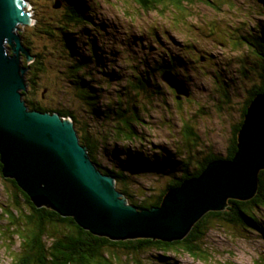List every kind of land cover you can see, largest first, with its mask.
I'll list each match as a JSON object with an SVG mask.
<instances>
[{"label":"trees","instance_id":"obj_1","mask_svg":"<svg viewBox=\"0 0 264 264\" xmlns=\"http://www.w3.org/2000/svg\"><path fill=\"white\" fill-rule=\"evenodd\" d=\"M57 1L62 4L61 8L56 10H61V15L57 17V21H53L52 23H48L44 18L37 20L32 27L36 33L34 36H42L49 43L51 42L52 46L56 45L54 52L48 50L46 53H51L52 56L60 54L61 57L59 58L63 62L64 78L69 83V87L74 91L76 101L92 118L100 120L101 127L102 125H106L109 128L100 132L99 137L96 135L92 136L88 125L79 124L72 115V112L43 108L33 101V99L29 98L35 95L34 92L32 95L31 90L37 87L38 74L44 73L46 69L41 62L42 55L30 53L35 58L32 63H28L25 59L22 60L23 67L28 69L29 75H34L33 78L28 79L31 85L28 92L22 93L24 103L29 111L56 113L61 118L71 119L77 130L80 144L87 148L92 162L103 175L115 179L116 190L123 195L129 205L136 207L138 210L158 207L167 192L178 188L184 181L199 177L208 164L214 161H229L233 159L237 152L238 133L243 124L247 109L252 100L264 91L263 28H261L260 33H257L258 31L254 28L252 32H246L245 30V33L241 34V27H237L238 40L230 46L227 43L228 47L233 48L234 45H240L242 48H246L259 63L258 65L256 64L257 68L255 66L256 71L255 68L253 69L255 71L253 75H256L258 78V85H252L246 91L245 96H243L244 101L239 110V120L231 126L230 139L225 156L208 154L202 161H197L193 164L194 162L189 156L192 155L195 149L199 148L200 138L189 119H187L182 121V138L179 143L182 145V149L181 151L176 150V155L174 153L167 155L165 151H160L164 158L159 157L160 162H158L155 159H148L145 155L142 156L140 153L143 152H139L138 149L136 152L132 151L128 146L120 153L123 155L121 161H116L112 158L115 163L112 161L111 168H108L100 162L99 157L100 152L108 148L104 144L110 142L111 137L116 144L133 145L138 140L142 145L137 127L139 125L144 127L142 124L145 123L143 116H146L150 111L151 102L158 99H161L163 102L164 97H166L163 89H169L163 85L161 75L166 72H173L174 75L181 78L179 75L181 72L184 77L181 79L187 86L190 85L186 81L187 77L183 74L185 65V72L188 70L186 60L182 59L181 63H177L169 55L167 56L169 59L167 63L162 59V61H154L151 67L145 65L141 70L134 68V71H131V76L126 77L122 86V76L119 73L106 72L104 69L107 84L115 81L120 88L115 91L114 98L111 101L108 100L107 103L103 104L101 101L106 90L101 87H94L95 79L93 78L95 74H92V70L89 69L97 63L100 67L98 69L99 73L103 74L101 67L104 65V61L99 60L101 56L99 52H102V50L97 45H94L92 41L85 40L83 42L84 39L81 38V35L87 31L86 28L95 26L92 20L93 9L84 0ZM122 1L133 3L145 14L152 12L162 13L160 10L163 11V9L167 12L170 9L175 15H178L173 16V23L174 17L176 20L180 16L181 18L183 17L185 13L183 4L185 3L191 5L197 2L209 7L214 6L209 0ZM222 1L226 3L230 2V0ZM251 1H259L264 5V0ZM100 24L98 33L102 36L101 31H104V25ZM180 24L183 23L180 22ZM209 36L212 38V33ZM20 37L26 39L24 34L20 35ZM23 45L27 50L29 49L24 41ZM191 48H195L194 45ZM172 61L173 63L174 61L177 63L176 69L173 68ZM140 65L142 66L143 63H140ZM249 70L250 68H248L247 73L245 69L240 71V76L245 78L250 72ZM214 74H217L216 70ZM212 78L214 79L213 93L218 109L222 106L226 109L228 105H233L229 85L227 83L221 84L215 80L214 76ZM172 94L177 104L183 100L182 98L178 101L176 94L174 92ZM221 104L222 106H220ZM231 108L232 112L235 109L234 105ZM236 109L238 110L239 107L236 106ZM106 134L107 136L109 135V138H104ZM117 151L118 149L115 148L110 153L116 155ZM1 170L2 165L0 163V172ZM172 171L178 172L179 176L171 177L164 191L155 200L149 201L152 199L150 197H142V199L136 200L135 197L129 194V190H131L129 189L131 187L129 185L131 175L134 178L147 174H159L163 176L171 174ZM4 180L10 183L14 189L15 195L13 198L15 201L9 208L7 206L0 208V216H3L7 223L1 235L3 236L5 232H8L10 234L8 242L14 237L20 242V250L15 253L11 264H177L175 258L180 254L188 255L194 260H205L206 258L210 260V255L203 249L205 246L204 241L212 227L217 225L223 228L228 226L240 231L255 233L264 240V220L259 216V212L264 210V171L259 174L258 191L252 200L247 202L229 200L224 211L208 213L193 227L187 237L182 241L174 243H163L145 239L113 242L106 238L96 237L78 227L73 219L63 218L46 207L36 209L30 199L16 186L14 181ZM22 204H24L23 207L21 206ZM21 209L24 210L22 211ZM142 257H148V259H143ZM262 261L259 259L257 264H262Z\"/></svg>","mask_w":264,"mask_h":264},{"label":"rangeland","instance_id":"obj_2","mask_svg":"<svg viewBox=\"0 0 264 264\" xmlns=\"http://www.w3.org/2000/svg\"><path fill=\"white\" fill-rule=\"evenodd\" d=\"M23 1L30 6V9L26 8V10L31 14L30 20H33L34 24L41 18L52 23L61 15V10L53 9L55 0ZM84 1L93 9L92 20L95 26L86 28L87 31L81 35V38L84 39L83 42L89 40L97 45L102 50L99 52L101 55L99 60L104 61L101 67L103 74L99 73L100 67L97 63L89 68L92 70L91 73L95 74L94 87L106 90L101 103L111 101L115 91L120 88L115 81L107 84L105 71L119 73L122 76V86L126 77L131 76L134 68L141 70L145 65L151 67L154 61H162V59L167 63L169 55L177 63H181L182 59L186 60L188 70L185 72V65L183 74L187 77L186 81L190 84L188 88L192 94L189 99L183 98L177 104L173 92L167 88L163 89L166 95L163 102L161 99L153 100L150 111L143 116L144 127L140 125L137 127L142 145L138 140L133 145L116 144L111 137V141L104 144L108 148L100 152V162L111 168V162L115 163L112 158L121 161L123 155L120 153L128 146L132 151L136 152L138 149L139 152H143L140 153L142 156L145 155L148 159H155L158 162H160L159 157L164 158L161 152L176 155L175 151L182 149V145L179 144L182 138V121L187 119L200 138L199 148L189 156L193 164L202 161L208 154L225 156L231 126L239 120L243 96L252 85H258V78L253 74L257 68L256 64L259 63L246 48L240 45L228 47L227 43L230 46L238 40L237 27H241V34H244L245 30L252 32L254 28L257 33L261 32V28L264 29V5L259 1L251 0H230L229 4L222 0H209L216 7L197 2L191 5L185 3L183 17L180 16L178 20L174 17L173 23V16L178 15L170 9L167 12L163 9L160 10L162 13L145 14L133 3L128 2V4L122 0ZM100 23L104 25L102 36L98 33ZM32 27L33 25L21 27L19 34L26 36L22 41L27 45L30 53L42 55L41 62L46 69L44 73L38 74L37 87L31 90L32 95L33 92L35 95L28 97L40 107L72 112L79 124H87L91 135L99 137V133L109 126L101 127L100 120L92 118L76 101L74 91L64 78L60 54L52 56L51 53H46L48 50L54 52L56 45L52 46L51 42L49 43L42 36H34L36 33ZM210 33L212 38L209 36ZM192 45L195 48H191ZM83 48L86 49L84 46ZM83 53L86 54L85 51ZM175 61L174 63L172 61L174 69L178 66ZM140 63L143 65L141 66ZM248 68L250 72L242 78L240 71L245 69L247 73ZM215 70L217 74H214ZM179 75L184 78L181 72ZM33 76L29 75V71L25 74L26 80ZM213 76L221 84L229 85L230 97L235 108L232 112L233 105H228L224 109L221 104L222 107L218 109L213 93ZM30 86L29 83L27 90ZM236 106L239 107L238 110ZM104 138H109V135L106 134ZM115 148L118 149L116 155L110 153ZM178 176L179 173L175 171L163 176L147 174L134 178L131 175L129 185L132 188L129 187L131 189L129 194L136 200L150 197L152 199L149 201H153L164 191L169 179ZM14 195L11 184L5 182L0 172V208L11 207L15 201ZM21 206L23 207L24 204ZM259 216L264 220V210L259 212ZM0 220V264H11L15 253L20 250V242L16 237L8 242L10 237L8 232L1 235L7 223L3 216H0ZM204 244L203 249L210 255V260L208 258L194 260L188 255L180 254L175 261L177 264H257L260 259L264 264V240L255 233L217 225L212 227ZM142 258L148 259V257Z\"/></svg>","mask_w":264,"mask_h":264},{"label":"water","instance_id":"obj_3","mask_svg":"<svg viewBox=\"0 0 264 264\" xmlns=\"http://www.w3.org/2000/svg\"><path fill=\"white\" fill-rule=\"evenodd\" d=\"M53 9L62 4L55 1ZM23 0H0V163L36 209L46 207L90 234L113 242L145 239L182 241L208 213L222 212L227 202L252 200L264 171V91L250 103L238 133L237 152L229 161H214L203 173L173 189L158 207L138 210L116 190L115 179L103 175L80 144L70 119L29 111L22 58L34 57L19 30L34 25ZM161 81L176 99L190 89L173 72Z\"/></svg>","mask_w":264,"mask_h":264},{"label":"clouds","instance_id":"obj_4","mask_svg":"<svg viewBox=\"0 0 264 264\" xmlns=\"http://www.w3.org/2000/svg\"><path fill=\"white\" fill-rule=\"evenodd\" d=\"M22 59H25V58H22ZM35 59V58H34ZM21 62H22V60H21ZM32 63V62H31ZM23 65V64H22ZM25 81H26V83H27V81L28 80H26V78H25ZM29 82V81H28ZM164 84V83H163ZM26 85H28V83L26 84ZM165 85V84H164ZM166 86V85H165ZM188 87V86H187ZM190 89V88H189ZM171 90V89H170ZM172 91V90H171ZM27 92H28V90H27ZM174 92V91H173ZM190 93H191V90H190ZM192 95V94H191ZM71 120V119H70Z\"/></svg>","mask_w":264,"mask_h":264},{"label":"flooded vegetation","instance_id":"obj_5","mask_svg":"<svg viewBox=\"0 0 264 264\" xmlns=\"http://www.w3.org/2000/svg\"><path fill=\"white\" fill-rule=\"evenodd\" d=\"M28 85H29V82H28Z\"/></svg>","mask_w":264,"mask_h":264}]
</instances>
